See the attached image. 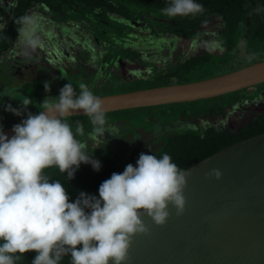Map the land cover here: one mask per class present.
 Returning a JSON list of instances; mask_svg holds the SVG:
<instances>
[{"label": "clouds", "instance_id": "9594fccd", "mask_svg": "<svg viewBox=\"0 0 264 264\" xmlns=\"http://www.w3.org/2000/svg\"><path fill=\"white\" fill-rule=\"evenodd\" d=\"M162 11L168 17H187L201 13L203 6L196 0H168ZM17 23L26 47H39L33 18L22 16ZM44 87L50 92L49 83ZM21 105L6 110L21 116L32 101L25 97ZM39 108L38 114L29 112L13 126L11 138L0 127V264H17L28 252L37 254L32 264H61L69 254L70 264H125L133 238L149 233L143 215L157 226L168 221L170 206L183 215L190 173L169 154L157 158L141 153L136 166L128 164L102 182L99 198L81 192L70 202L64 186L51 181L45 171L55 167L71 179L81 164L100 170L87 144L77 139L84 135L83 124L77 121L74 131L66 118L82 110L92 125L89 135L103 137L106 108L83 82L76 87L68 82L58 97H46ZM209 176L220 179L221 173L213 170Z\"/></svg>", "mask_w": 264, "mask_h": 264}, {"label": "trees", "instance_id": "16d2710c", "mask_svg": "<svg viewBox=\"0 0 264 264\" xmlns=\"http://www.w3.org/2000/svg\"><path fill=\"white\" fill-rule=\"evenodd\" d=\"M196 2L203 6L201 13L173 18L166 16L162 11L167 6L168 0H15L9 16L0 13V64L22 49L24 53L29 50V53L36 54L37 60L40 58L46 63L51 62L54 74L64 72L68 75V79L77 74H83L78 77L86 76L88 73L97 74L99 69L105 65L107 67L108 64H111L109 69L121 70L123 58L126 60L123 63H127L125 68L133 69V62L142 57L139 50L134 47H121L125 52L124 55L115 56V53L108 49L106 41L100 42L99 38L97 41L93 38L88 31L90 28L82 29V24H70L69 21L58 20L65 10L82 9L91 11L94 16H104L129 24H143L147 29L145 32H140L137 28L131 30L133 34L143 37H161L166 40L176 37L190 39L194 33H205L204 40L197 43L193 42V38L191 43L190 40L182 42L186 43L188 48L180 61L170 66L166 64L156 66L157 68L152 70L151 76L158 81L159 87L185 84L188 82L187 76L204 71L208 67H223L229 64L232 49L239 41H243L246 47H253L256 54H259L257 56L264 60V11H255L258 7L264 9V0H196ZM22 16L32 17L35 21L32 26L35 29L34 35L40 41V46L35 50L26 47L23 40L18 37V29L22 25L18 24L17 20ZM161 16L174 23L170 25L158 22L156 17ZM71 25L69 34L66 33L67 31L62 32L63 27L67 29ZM208 33L210 36L207 35ZM114 58H119L116 66L114 64L117 62L116 59L113 60ZM71 79L73 86L76 87L79 79L77 77ZM65 83L66 81L59 82L58 88L61 89ZM152 87L153 85L146 84L144 89ZM251 88L258 94L256 104L259 103L260 108L264 109V83ZM33 91L35 105H41L40 100L46 95H51L53 98L59 96V90L48 92L41 89L40 94L37 90ZM7 100L5 97L0 98L2 129L22 122L29 113L23 112V115L17 116L7 111L8 105L15 108L13 104L7 103ZM34 113L36 114L32 112ZM226 113L225 108L218 107L189 116V121L182 122L194 129L167 137L159 152L154 155L160 158L163 154H169L179 168L187 170L228 146L264 134V113L247 111L249 116L242 117L241 122L233 127L217 123L218 119L225 118ZM92 158L100 162L99 171L94 170L91 164H81L74 178L71 179L55 167L47 169L45 175L51 181H59L64 186L70 202H75L81 192L99 198V187L102 182L109 179L113 173H122L128 164L136 166L139 156L126 164L119 163L116 158L105 156H92ZM36 255L35 252H28L17 264H32ZM70 261L69 254L64 256L61 264H70Z\"/></svg>", "mask_w": 264, "mask_h": 264}, {"label": "water", "instance_id": "95a60500", "mask_svg": "<svg viewBox=\"0 0 264 264\" xmlns=\"http://www.w3.org/2000/svg\"><path fill=\"white\" fill-rule=\"evenodd\" d=\"M262 83L264 60L202 81L101 98L110 113L204 100ZM3 132L11 138L13 126ZM213 170L220 171V179L209 176ZM187 171L185 212L178 216L170 206L164 226L143 215L149 233L133 238L125 264H264V134L228 146Z\"/></svg>", "mask_w": 264, "mask_h": 264}, {"label": "rangeland", "instance_id": "374dc122", "mask_svg": "<svg viewBox=\"0 0 264 264\" xmlns=\"http://www.w3.org/2000/svg\"><path fill=\"white\" fill-rule=\"evenodd\" d=\"M14 1L0 0V13L9 16ZM147 16L151 17L150 15ZM156 18L158 22L163 24L172 25L174 23V21L163 16ZM58 20L69 21L68 23L70 24H82V29L90 28L88 31L93 38L96 41L99 38L100 42L102 40L106 41L108 49H111L115 56L124 55L125 52L121 47H134L141 52L142 57L133 62V69L131 67L125 68L127 63H123L126 61L123 58L121 60V70L117 73L108 74L113 72L109 69L111 64L101 68L103 70L101 72L102 75L105 76V73H107L108 76L106 78L99 76V72L94 75L88 73L86 76L78 77L83 74L73 76L77 77L80 82L88 84L94 94L99 97L143 90L146 84L153 85L152 88L159 87L158 81L154 76H151L152 70L161 65L170 66V64L180 61L188 48L186 43H182L184 40H190L191 43V38H193V42L196 41L197 43L206 37L204 32L194 33L190 39L176 37L167 39L169 41L161 37L138 36V34H133L134 32L131 30L137 28L140 32H145L147 29H145L144 25L139 23L129 24L104 16H94L91 11L85 9L80 11L65 10L63 11V16L58 17ZM98 20H100V23ZM68 23L66 26H68ZM71 27L72 25L69 28L67 27V29L63 27L62 32L67 31L66 33L69 34ZM207 35L210 36V33ZM29 52L27 50V53H24L20 49L14 56L12 54L6 62L0 64V98H7V103L13 104L15 109H22L21 102L25 97H28L31 99L32 105L24 112L37 113L40 108L38 104L35 105L33 103L34 95L32 91L37 90L40 94L41 89H45L44 84L47 82L51 86V91L56 92L60 90L58 88L59 82L72 83L71 78L73 77L68 79V75L64 72L55 75L51 62L47 61L46 63L39 57V60H37L36 54L33 55ZM257 55L259 54H256V50L253 47H246L243 41H239L232 49L229 64L223 67H208L204 71L187 76V83L217 77L262 61ZM115 59L117 63L114 65L116 66L119 58H114L113 60L115 61ZM155 60L158 62L155 63ZM79 81L77 83H80ZM48 96L51 95L43 97L40 100L41 103ZM257 100L258 94L256 91L252 88H246L193 102L110 112L106 113V133L103 137L89 135L92 132V125L87 116H70L66 120L74 131L77 121L83 124L84 135L77 136V139L87 144L89 155L116 158L119 163L126 164L141 153L157 154L167 137L194 129L189 124L182 122L183 120L189 121V116L200 114L207 109L223 107L227 111L226 116L222 120L218 119L217 123L233 127L241 122L242 117L249 116L247 111L264 113V109L260 108L259 103L256 104Z\"/></svg>", "mask_w": 264, "mask_h": 264}, {"label": "flooded vegetation", "instance_id": "af4514ba", "mask_svg": "<svg viewBox=\"0 0 264 264\" xmlns=\"http://www.w3.org/2000/svg\"><path fill=\"white\" fill-rule=\"evenodd\" d=\"M142 25H143V24H142ZM149 38H150V37H149ZM151 38H152V37H151ZM162 39H164V38H162ZM167 41H169V40H167ZM114 69H115V68H114ZM114 69H110V71H113V72H110V73H108V74H111V73H117V72L119 71V70H118V71H114ZM99 70H100V71H99ZM99 70H98V72H99V76L101 75L102 77H105V78H106V76H108L107 73H105V72H104V73H105L106 75H105V76L102 75L101 72H102L103 70H102V69H99ZM104 71H105V70H104ZM96 78H97V77H96Z\"/></svg>", "mask_w": 264, "mask_h": 264}]
</instances>
